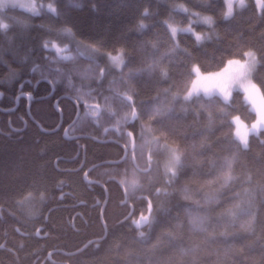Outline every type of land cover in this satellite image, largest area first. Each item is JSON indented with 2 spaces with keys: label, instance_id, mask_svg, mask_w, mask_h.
<instances>
[{
  "label": "trees",
  "instance_id": "obj_1",
  "mask_svg": "<svg viewBox=\"0 0 264 264\" xmlns=\"http://www.w3.org/2000/svg\"><path fill=\"white\" fill-rule=\"evenodd\" d=\"M36 3L54 18L25 14L19 23L0 28V107L15 105L24 79H29L26 85L32 82L35 97L30 112L27 98H20L11 124L0 113V264H264L263 117L250 93L239 89L229 100L202 94L184 98L195 66L217 71L253 50L252 77L264 100V7L258 11L256 1L247 0L226 17L224 0ZM195 13L210 15L212 24L199 22ZM188 22L200 36L174 35V23ZM56 25L71 29L72 40ZM51 37L57 41L45 48ZM61 45L70 59L57 53ZM42 78L52 84L33 85ZM66 93L85 101L100 93L96 98L114 112L110 125L131 119L137 109L133 127L138 140L160 141L153 152L156 169L144 179V192L134 195L133 215L142 214L147 226L140 228L126 217L129 205L121 204L118 184L106 182L105 202L103 187L85 179L88 164L117 159L122 148L87 134L67 140L64 128L77 107L64 97L55 104ZM236 116L252 128L246 145L235 135ZM73 132L103 136L85 109ZM169 147L181 156L176 174L163 170ZM84 148L81 168L55 167L78 150L82 156ZM114 165L102 164L91 176L123 171ZM58 180L67 182L64 188L71 193L65 197L76 198V207L57 201ZM50 198L57 207L48 211ZM76 211L81 213L74 227L66 217Z\"/></svg>",
  "mask_w": 264,
  "mask_h": 264
},
{
  "label": "flooded vegetation",
  "instance_id": "obj_2",
  "mask_svg": "<svg viewBox=\"0 0 264 264\" xmlns=\"http://www.w3.org/2000/svg\"><path fill=\"white\" fill-rule=\"evenodd\" d=\"M78 53H79V55L83 56V52L80 51ZM40 81H47V82L52 84V82H50V80L48 78H42V79H39L38 81H36V83H33V85L37 86ZM26 82H29V79H24L23 82L19 84L18 94H16L15 105L13 107H11V108H1L0 107V113L2 112L7 116L9 124H11V122H12L13 112L16 111V113H18V106H19V101H20L21 97L27 98L26 109L28 112H30V110H31V104H32V101L34 100L35 97H34L33 92L30 91V89H29L32 86V82H30L29 85H26ZM54 89H55V86L52 88V95L54 94ZM0 94L3 95V91L0 90ZM29 94H30V97H29ZM2 95H0V99L2 98ZM64 95H67L69 97L64 96ZM97 96H100V93L95 94V98H88L89 100L85 101V99H86L85 97H77V96H73L71 94L66 93V94H62L60 97L55 99V102L57 101V105L59 104L60 99H62L63 97L73 101L77 107V110H78V106L80 107V114H79L78 118L80 117L82 111L85 109L88 117L90 118V122L92 124H94L96 126L97 130L101 131L102 135H103V136H96V135L89 134V133H74L73 127L75 126L76 121H78V118H77L74 122L72 120L70 123L67 124L68 130L64 131L65 136L67 137V140H69V141H78L76 138L77 137L76 135L87 134L86 137L98 138V139H100V140H97L99 142L113 141V142H115L121 146L122 155L119 158L112 160V161H116V160L122 159L121 161L112 162V161H110V159H108L106 161H109V162H100V163L88 164L87 169L84 171L85 179L89 180L90 183H92L93 185H97V186L99 185V186L103 187L105 197H106L105 202L107 200V195H109L106 182L108 180H111V181H114L116 184H118L122 190V193H123V200L121 201V204H128L129 205V212L127 213L126 217L127 218L132 217L131 222L134 225H137L138 227L143 228L148 223V221H147V219H145V217L142 214L133 215V212L135 209V207H134V195L135 194L138 195V194H140V192L143 191L142 187H143L144 179L147 178L156 169L157 160H156V157L153 156L154 150L151 149V151H149L145 155L144 163L140 160L139 153H138V146L143 140H145L146 137L142 136V138H140L138 140L137 132H136V130H134V127H133V126H135L134 125V123H135L134 118L138 117V110L137 109L133 110V114H132L131 119L128 117H122L123 122L110 125V124H108V119L110 117V113H114V112L107 110L106 106L109 104H105L104 101L98 100L96 98ZM106 96H110V95H106ZM96 103H98V104H96ZM100 103H102V104H100ZM130 103H132V102H130ZM28 106H29V108H28ZM60 121H63V112H62V118H61V113H60ZM60 121H59V123H60ZM62 123L63 122H61V124ZM130 124L132 126H130ZM25 126H26V121L24 120V127ZM94 140H96V139H94ZM152 141H153V143H156L155 140H152L151 138H149L148 145H147L148 148L151 147ZM80 145L81 144H79V148H81V146H82V145L81 146ZM84 153H85V148H84V151L82 153V156L80 155V150H78L77 153L74 154L72 157L63 158V160L61 161L60 164L58 162H55V167L59 170H62V171L77 170V169L81 168L86 163ZM106 163L113 165L112 169H114L116 167L114 165V164H116L121 170L123 169V171L122 172H118V171L116 172L115 170H113V173L108 175L107 177H104V175L102 173L99 174L100 178L97 177V175L93 176V177L91 176L92 173L96 174V171L98 170L99 166H101L102 164H106ZM131 171L132 172L136 171L141 176L140 184L134 191L129 190V188L127 187V182L130 179ZM101 177H103V178H101ZM64 184H67V182L60 183V180H58L57 184L55 185L56 189L58 190L57 191V193H58L57 201H60V202H63V201L66 202L67 201L66 203H64V206L76 207L77 203H78V200H76V198L74 200H71V199H67L65 197V195L70 194L71 192L64 188ZM52 197H54V193L52 194ZM79 202H81V201H79ZM45 205H48V211H50V209H52L54 207H57L56 204L53 203L52 198H50L48 201H46ZM77 213H81V212L76 211L72 218H69V216L66 217L67 222L74 227H76V214ZM48 257L51 258V252L50 251L48 252Z\"/></svg>",
  "mask_w": 264,
  "mask_h": 264
},
{
  "label": "rangeland",
  "instance_id": "obj_3",
  "mask_svg": "<svg viewBox=\"0 0 264 264\" xmlns=\"http://www.w3.org/2000/svg\"><path fill=\"white\" fill-rule=\"evenodd\" d=\"M255 1L257 7L261 10L264 7V3L258 4L257 0ZM224 2H225V16L229 17L237 9L244 7L247 3V0L246 3L243 4H242V0H224ZM228 5L232 6L231 13L228 12ZM36 12L43 13L47 19L53 17L52 15L49 14L50 12L48 13V10L46 11L44 10L43 7H39L38 4L36 3V0H0V28L5 29L11 26L12 25L11 23H19L18 19L20 18L21 15L32 14V13L34 14ZM196 19H198L199 22L201 23L202 22L205 23L206 25H211L213 22V18L207 14H203V15L197 14ZM5 25L7 27H5ZM172 27L174 28L173 29L174 35H176L179 31H187V32H195L197 36H200V34L198 35V33L194 28V23H190V22L184 24L174 23ZM53 28L61 30V34L68 35L69 40L70 41L72 40L71 29L69 28L59 29L57 28V25L54 26ZM8 40L10 41V38H8ZM45 41L47 43H49V41L51 43H54L57 40L51 37V38H46ZM61 48L63 50L61 53H65V54L68 53L65 50L68 49L67 47L61 45ZM54 57H56L55 54ZM54 57H52V59L56 60V58ZM256 64H257L256 52L253 50H248L244 58L231 59L227 66L217 71L203 72L197 66H195L194 67L195 75L193 77V80L189 88L187 89V92L184 95V98H191L194 95L202 94L204 96L218 95L225 100H229L234 90L236 89L243 90L246 93L248 92L250 93L251 97L253 98V103L255 105V108L261 114V117H263L264 120V100L260 95H258L256 91V88L258 89V87L255 84L252 77ZM122 67L123 66L121 65V68ZM90 69H91L90 67H87L86 71L87 72L92 71ZM92 72L96 73L97 68H94ZM233 121L235 124L234 130L236 137L241 141L243 145H246L248 142L249 135L252 131L251 126L246 123H243L239 118H237V116L233 119ZM148 141H149V136H147L145 140H143L138 146L139 157L143 163L145 161V155L149 151H151V149L156 150L161 145L160 141L156 139L155 140L156 143H153L152 141L151 147L148 148L147 147ZM165 155H166L165 164H162L163 170H165V173L170 172L176 174L178 172V168L181 163L180 153L174 147H169L168 149H166ZM140 181H141V176L138 174V172L131 171L130 179L127 182V187L129 188V190L134 191L139 186ZM198 204L203 205L204 202L199 201Z\"/></svg>",
  "mask_w": 264,
  "mask_h": 264
},
{
  "label": "snow or ice",
  "instance_id": "obj_4",
  "mask_svg": "<svg viewBox=\"0 0 264 264\" xmlns=\"http://www.w3.org/2000/svg\"><path fill=\"white\" fill-rule=\"evenodd\" d=\"M257 2H258V4H261V3H264V0H257ZM243 3H246V0H242V4H243ZM231 11H232V6H231V5H228V12L231 13ZM258 11H259V8H258ZM5 27H7V26L5 25ZM48 46H49V44L46 42V43L44 44V47H45V48H48ZM57 53L61 55V58H62V59L68 60V59L71 58V57H69V56H65V55H63V53H59V52H57ZM0 95H2V94H0ZM29 97H30V94H29Z\"/></svg>",
  "mask_w": 264,
  "mask_h": 264
},
{
  "label": "bare ground",
  "instance_id": "obj_5",
  "mask_svg": "<svg viewBox=\"0 0 264 264\" xmlns=\"http://www.w3.org/2000/svg\"><path fill=\"white\" fill-rule=\"evenodd\" d=\"M66 22H67V21H66ZM68 53H69V52H68ZM68 53H67V54H68ZM63 55H64V53H63ZM83 62H84V61H83ZM76 65H78V63H77ZM79 66H80V64H79ZM79 66H78V67H79ZM92 67H93V66H92ZM92 67H91V68H92ZM79 69H80V68H79ZM75 70H76V69H75ZM75 70H73V71H75ZM98 75H99V74H98ZM98 75H97V76H98ZM92 78H93V77H92ZM75 82H76V81H75ZM116 82H117V81H116ZM117 83H119V82H117ZM73 87H74V86H73ZM1 91H3V90H1ZM123 91H124V90H123ZM125 91H126V90H125ZM125 91H124V92H125ZM3 92H4V91H3ZM49 94H50V93H49ZM110 94H111V93H110ZM0 101H1V100H0ZM96 104H98V103H96ZM100 104H102V103H100ZM100 104H99V105H100ZM95 107H96V106H95ZM87 109H88V108H87ZM87 111H88V110H87ZM2 114H3V113H2ZM4 115H5V114H4ZM2 116H3V115H2ZM126 116H127V115H126ZM5 117H6V116H5ZM35 119H36V118H35ZM2 120H3V119H2ZM39 123H40V122H39ZM66 130H68V125L64 128V131H66ZM76 136H77L76 138H78V137H80L81 135H76ZM121 160H122V159H119V160H116L115 162H119V161H121ZM146 226H147V225H146ZM37 229H38V228H37Z\"/></svg>",
  "mask_w": 264,
  "mask_h": 264
},
{
  "label": "water",
  "instance_id": "obj_6",
  "mask_svg": "<svg viewBox=\"0 0 264 264\" xmlns=\"http://www.w3.org/2000/svg\"><path fill=\"white\" fill-rule=\"evenodd\" d=\"M64 96H67V95H64ZM67 97H69V96H67ZM55 104L57 105V101L55 102ZM28 108H29V106H28ZM59 111H60V113H61V118H62V111H61V109H59ZM79 114H80V107L78 106V110H77V113H76V116H75L73 122L78 118ZM60 122H61V121H60ZM85 136H87V135H85ZM89 136H90V135H89ZM93 138L96 139V140H100V139L95 138V137H93ZM105 162H109V161H105Z\"/></svg>",
  "mask_w": 264,
  "mask_h": 264
}]
</instances>
